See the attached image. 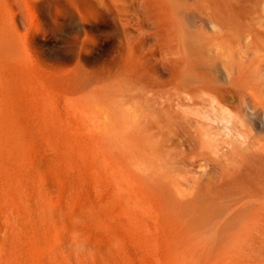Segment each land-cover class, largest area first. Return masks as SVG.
Returning <instances> with one entry per match:
<instances>
[{
    "label": "bare ground",
    "instance_id": "1",
    "mask_svg": "<svg viewBox=\"0 0 264 264\" xmlns=\"http://www.w3.org/2000/svg\"><path fill=\"white\" fill-rule=\"evenodd\" d=\"M94 1L107 13H112L114 21L120 24L126 36H129L125 32L127 27L146 20L164 23L168 31L167 62L178 70V75L169 81L171 97L161 104L165 124L160 119L154 120L155 117L146 118V111H138L132 105L130 109L127 107L128 110L124 109V114L119 115L114 128L109 125L107 130L104 128L107 133L113 134L112 140L100 138L98 146L112 173L138 176L140 188L142 186L144 192L147 195L149 193L148 199L143 196L138 201L157 204L159 215L154 214L162 217L160 227L167 230H163L165 235L161 239V244L166 247V256L180 259L183 256L181 251L184 250V256L190 259L188 261L185 257L183 261L181 257V260L195 263V259H203L202 251L205 247L209 252L207 241L211 238H206L212 229H219L213 224L222 220L225 213L229 218L224 217L227 220L225 224L224 219L220 221L224 227H221L220 222L218 225L220 229L224 228V233L234 226H254L252 222H256L258 214L264 210V0ZM186 20L196 26V36L186 35L183 28ZM221 65L229 66L228 72L224 70L220 74ZM218 72L224 76V82L218 81ZM0 75L6 79L0 84V92L8 94L5 99H0V195L3 200L4 197L10 199L12 210L23 218L32 216L33 219L38 209L44 216L49 214L56 224L54 227L58 229V245L67 252H72L76 246L83 249L91 247L92 239L85 238L80 227H77L80 226L77 211L73 209L70 214L67 213L64 194L53 197L49 193L51 174L41 152V142L47 133L43 132L41 125L56 123L55 112L41 115V108L33 105L29 99L21 98V84L15 78H10L12 73L8 66L3 67ZM81 90L79 93L84 95L85 91ZM87 93L90 97L102 99L99 102L101 106L107 107L109 115H114L121 104L116 99L113 101L108 96L100 95L101 92ZM88 105V102L87 105L86 102L81 103L86 113L89 112ZM164 129L168 138L162 137L155 142V137L161 135ZM16 160H24L32 172L16 171L9 163ZM131 164L136 166L138 173L130 168ZM143 175L148 179L151 177V180L144 182ZM36 177L41 179L38 184L40 190L34 184V188L31 185ZM203 177L214 181L216 187L212 189L213 185L208 192H204L200 187ZM27 183H31V189L26 187ZM186 184H193L194 193L185 189ZM1 196L0 264H18V261H11L8 254L11 227L8 226L9 215ZM151 197L154 200H150ZM122 198L127 205L137 200L130 193H125ZM153 210L155 212V208ZM76 220L78 225L73 223ZM207 224H212L214 228L204 236L202 232ZM153 232L156 233L154 229ZM226 236L221 238L225 240ZM204 237L206 243L202 242ZM37 238H34L31 246L38 247L41 240ZM221 238L218 240L216 237L220 242ZM218 241L215 245L210 243L212 248L219 244ZM68 255L70 253H67L66 258ZM213 256L209 260L211 258L212 261ZM81 257L78 258L80 261L85 260L86 255L83 259ZM207 258L200 262L210 264ZM67 260L74 264V259Z\"/></svg>",
    "mask_w": 264,
    "mask_h": 264
},
{
    "label": "rangeland",
    "instance_id": "2",
    "mask_svg": "<svg viewBox=\"0 0 264 264\" xmlns=\"http://www.w3.org/2000/svg\"><path fill=\"white\" fill-rule=\"evenodd\" d=\"M195 27L190 25L188 20L184 21L186 35H195ZM125 32L129 36H126L124 29L114 21L112 13H107L94 0H0V71L4 66H8L12 73L10 78H15L21 84V98L29 99L33 105L41 108V115L55 112L56 123L41 125L43 132L47 133V137L41 142V152L45 156L46 168L51 174L49 193L54 195L53 197H56V194H64L67 213L70 214L73 209L77 211V218H80V226L77 227H80L85 238L92 239L91 247L86 248L89 251L84 252L86 249L76 246L72 252H67L58 245V229L57 226L54 227L56 224L49 214L44 216L38 209L35 210L37 212L34 213L33 219L32 216H18L14 209L12 210L10 199L4 197L3 200L1 194L2 204L7 207L9 215L8 226L11 228L8 254L13 262L71 264L67 259L72 258L74 264H83L85 255L87 258L85 257L84 264H124L126 261L125 264H166V260L169 261L167 264L175 261L174 264L179 261L181 264L185 257L188 261L190 259L184 256V250L181 251L183 261L181 257L174 260L175 258L166 256V247L162 245L161 239L167 230L160 227L159 223L163 220L160 221L162 217L157 216V204L152 202L150 208L149 203L138 201L143 196L149 198V193L147 195L144 188H140L138 176L112 173L103 158L104 153H101L102 150L98 146L100 138L112 140L113 134L107 133V126L114 128L119 115L124 114L132 105L138 111H146V118L155 117L154 120L160 119L164 125L161 104L171 97L169 81L178 75V70L167 62L168 31L164 23L146 20L127 27ZM221 67L223 69L221 68L220 74L224 70L228 72L229 66ZM216 76L219 82H224V76L219 75V72ZM5 81L0 75V84ZM80 88L86 92L84 95L79 93ZM87 91L98 94L101 92L102 96H108L113 101L116 99V102L121 103L117 109L122 111L118 112L116 109L114 115H109L107 107L101 106L99 102L102 99L90 97ZM7 96V92H0V99ZM83 102L90 104L88 113L81 107ZM111 116L115 121H112ZM162 137L168 138L166 129L155 137V142L163 139ZM9 163L18 172H32L24 160ZM130 168L138 173L135 165L131 164ZM143 176L144 182L151 180V177L148 179L146 175ZM34 181L32 184L27 183L26 187L30 188L32 185L40 190L41 179L36 177ZM184 187L189 192L194 190L193 184H186ZM200 187L204 192H208L211 187L215 188L216 184L203 177ZM125 193L133 194L137 200L130 205L124 204L122 196ZM6 202L10 206H6ZM226 214L222 220L229 216ZM37 216L40 218H36ZM226 218L223 220L224 224ZM222 220L211 222L214 226L217 225L218 230L212 224L209 226L210 223L207 227L204 225L207 229L202 232L204 236L209 234L212 227L214 229L202 241L211 238L207 241L211 255L205 247L206 252L202 251L203 259L206 260L205 257L209 254V257L214 255L212 261L207 258L210 264H264V210L258 214L256 222H252L254 226L231 227L228 231L225 230L228 236L224 233V228L218 227ZM223 222H220L221 227H224ZM12 223L17 224L14 226ZM73 223L76 225L77 220ZM219 230L223 233H219ZM223 234L226 236L225 240L222 239ZM35 236L41 240L38 241L39 248L31 246ZM216 237L218 240L222 237L221 242ZM217 241L219 244L212 248L210 243L215 245ZM51 251L56 253L50 254ZM65 252L71 256L66 258ZM79 257L83 260L80 261ZM200 258L194 262L202 264L200 260L203 259ZM187 260L183 264H186ZM188 263L195 264L192 261Z\"/></svg>",
    "mask_w": 264,
    "mask_h": 264
}]
</instances>
